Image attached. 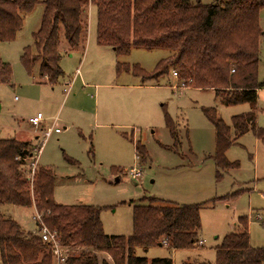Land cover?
Instances as JSON below:
<instances>
[{"label":"rangeland","instance_id":"rangeland-1","mask_svg":"<svg viewBox=\"0 0 264 264\" xmlns=\"http://www.w3.org/2000/svg\"><path fill=\"white\" fill-rule=\"evenodd\" d=\"M197 1L210 5L218 0H192ZM43 10L40 0L24 14L16 38L0 42V58L13 71L10 83L0 82V137L31 138V129L40 135L34 153L37 156L41 147L38 165L54 170L55 201L101 207L105 233L124 236L133 232L134 206L148 203L151 197L180 205L207 203L200 212L203 245L177 250L161 245L138 248L136 254L148 259L215 264L216 247L226 234L237 230L240 217H247L251 245L264 247V141L252 131L240 137L226 151L227 159L238 165L221 171L219 177L209 157L215 153V129L203 113V108L215 107L230 125L232 116L248 111L249 105L224 106L213 89L181 86L172 72L141 85V78L131 71L133 66L152 73L170 51L133 47L129 54L118 56L113 48L99 45L93 4L87 11L84 50L66 52L61 29L64 76L54 85L44 83L38 64L30 75L21 62L24 48L33 44ZM260 22L264 32V8ZM118 62L129 64L131 70L117 74ZM259 80L264 82V35ZM257 96V125L264 128V87ZM39 112L44 116L42 128L57 125L61 132L44 140L28 122ZM165 113L176 125L178 145L174 146ZM137 142L145 146L146 160L138 158ZM133 167L141 169L139 179L131 177ZM0 212L25 231L38 232L34 208L0 204ZM97 255L100 262L113 264L108 254Z\"/></svg>","mask_w":264,"mask_h":264},{"label":"trees","instance_id":"trees-1","mask_svg":"<svg viewBox=\"0 0 264 264\" xmlns=\"http://www.w3.org/2000/svg\"><path fill=\"white\" fill-rule=\"evenodd\" d=\"M40 0H0V42L12 41L23 26L24 14ZM40 26L33 34V44L24 48L21 62L33 75L35 65L42 82L56 84L63 76L60 65L61 39L64 32L66 52L84 50L87 11L91 4L97 12V43L113 48L118 56L133 47L147 50L166 49L170 55L158 63L152 73L139 66L118 62L117 74L133 72L146 81H158L170 72L177 73L179 85L211 88L224 106L247 103L250 109L232 116L227 124L215 107L203 113L215 129V153L211 156L219 177L238 165L226 157L237 140L252 131L264 141V128L257 125L261 43L264 35L260 11L264 0H218L204 5L192 0H42ZM11 65L0 58V82L10 83ZM165 123L179 143L176 125L165 113ZM138 158L148 152L136 143ZM41 148V147H40ZM36 147L27 141L0 137V204L34 208L41 221L56 232L68 249L64 264H109L100 262L98 252L108 254L113 264H173L169 257L148 259L137 249L166 246L170 250L194 249L201 244V209L207 203L177 204L155 197L134 206L133 232L128 236L105 233L101 207L59 204L54 198L55 173L30 164ZM67 161L73 163L71 158ZM36 215V214H35ZM37 229L40 226L35 220ZM164 241H167L164 244ZM0 264H54L51 247L39 233L22 226L0 212ZM184 264H211L187 262ZM215 264H264V247L250 242L247 217L239 218L237 230L226 234L216 247Z\"/></svg>","mask_w":264,"mask_h":264},{"label":"built area","instance_id":"built-area-1","mask_svg":"<svg viewBox=\"0 0 264 264\" xmlns=\"http://www.w3.org/2000/svg\"><path fill=\"white\" fill-rule=\"evenodd\" d=\"M174 76L177 78V73H173ZM44 116L42 113H37V115L29 118V124L33 126L36 129H39L41 135L43 136L44 140H46L49 136L52 135L53 131L56 133L60 132L61 129L56 125L54 128L49 127V128H42V122H43ZM41 148L38 149V154L40 153ZM37 156L34 155L33 160L30 163V168H31V174L33 175L36 171L37 168ZM129 173L133 179H139L142 176V171L140 168L133 167L129 170ZM35 220H38L40 223V226L38 228V233L41 236L42 240L47 243L53 252V257H54V264H64L66 262V259L68 257V249L62 246L60 239L58 238L56 232L51 231L42 221H41V216L36 213L34 216ZM167 241H164V244H166ZM201 244L203 242L201 241Z\"/></svg>","mask_w":264,"mask_h":264},{"label":"crops","instance_id":"crops-1","mask_svg":"<svg viewBox=\"0 0 264 264\" xmlns=\"http://www.w3.org/2000/svg\"><path fill=\"white\" fill-rule=\"evenodd\" d=\"M174 76V75H173ZM31 132L32 133H30V135H31V138H29V137H27V139H19V140H22V141H27V142H29L30 144H31V146H33V147H36V143H37V141L40 139V135L38 134V135H34L33 134V130L31 129ZM61 132V131H60ZM60 132H58V133H56L55 131H53V133H56V134H59ZM52 133V134H53ZM37 140V141H36Z\"/></svg>","mask_w":264,"mask_h":264},{"label":"water","instance_id":"water-1","mask_svg":"<svg viewBox=\"0 0 264 264\" xmlns=\"http://www.w3.org/2000/svg\"><path fill=\"white\" fill-rule=\"evenodd\" d=\"M116 181H119L118 179H116Z\"/></svg>","mask_w":264,"mask_h":264}]
</instances>
